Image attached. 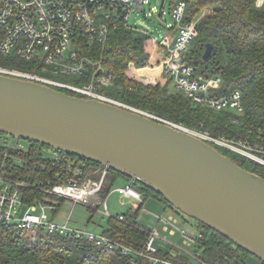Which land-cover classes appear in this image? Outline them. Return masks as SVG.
<instances>
[{"label":"trees","instance_id":"trees-1","mask_svg":"<svg viewBox=\"0 0 264 264\" xmlns=\"http://www.w3.org/2000/svg\"><path fill=\"white\" fill-rule=\"evenodd\" d=\"M185 1L187 8L184 23L200 18L196 24L198 32L186 54V60L196 64L198 73L202 76L222 78L220 89L212 90L213 94L222 96L233 90L242 92L245 109L239 118L241 124L231 123L233 113L229 110L218 111L204 105H195L183 92H173L170 88L172 81L166 76L158 85H147L128 77L127 72L131 69L150 65L153 48L152 35H147L136 28H129L124 19L113 22L110 37L104 48V62L113 72L116 84L105 86L102 93L166 120L194 128L204 127L216 136H231L264 144V133L258 132V129L264 132V5L260 7L258 0ZM210 42L213 49L208 60H204L206 45ZM95 49L99 50L100 47ZM0 67L27 72L37 70L39 66L33 65L31 61H24L17 56L9 57L0 52ZM62 90L71 95H79L66 89ZM26 141L30 143L27 150L0 147V172L30 183L37 181L46 183L48 180L57 183L73 174V171H68L67 168L69 158L73 160V168L80 164L81 180L101 177L104 166L96 161L67 152L68 158L57 160L44 155L43 149L52 147L32 140ZM215 147L243 168L264 177V164L221 146ZM107 170V177L112 173L113 180L107 183L106 177L104 181L101 191V197L104 199L112 191L113 181L118 176L124 177L128 183L133 181L129 176L116 170L111 168ZM135 184L141 190L142 197L143 194H150L178 211L154 189L140 182ZM28 196L43 202L59 203L58 208L53 211L54 217L58 216L66 202L65 198L46 195L39 189H29ZM141 208V204L136 209L128 208L122 213L124 219H120L119 214L109 216L107 226L103 230L104 234L122 245L143 250L148 238V229L138 222ZM192 219L194 222L190 224L204 232L202 257L208 263L245 264L247 256L251 255L247 250H243L203 222ZM147 262L142 256L124 254L118 249L96 245L86 238L63 236L42 227L29 230L19 226H0V264H147Z\"/></svg>","mask_w":264,"mask_h":264},{"label":"built area","instance_id":"built-area-1","mask_svg":"<svg viewBox=\"0 0 264 264\" xmlns=\"http://www.w3.org/2000/svg\"><path fill=\"white\" fill-rule=\"evenodd\" d=\"M165 1L163 5L161 3L159 11L155 9L160 17L164 15ZM146 2L147 0H0V52L9 57L17 56L24 61H31L33 65L40 67L39 73L7 70L1 67L0 71L47 83L59 90L66 89L84 97L106 99L118 105L132 107L102 93L105 86L116 84L113 72L104 62V48L114 21L124 19L129 28L139 29L128 24L129 17L134 11H143L146 16L144 9ZM263 3L264 0H258L260 7ZM172 4L175 22L166 26L168 33L162 39L158 40L151 32L139 29L147 35H152L153 51L150 65L131 69V73L128 72L130 77L141 79L142 76H147L145 73L147 69H150V72L156 70L154 74L171 79L172 86L178 92H183L193 104L204 105L218 111L229 110L233 113L231 123L241 124L239 118L245 109L242 92L233 90L227 95L213 94L212 90L220 89L222 78L220 76L206 78L198 73L196 64L186 60V54L198 32L196 24L200 18L184 23L187 1L175 0ZM61 78H77L81 81L65 83ZM184 128L211 145L235 151L264 164L263 143H252L248 139L242 140L231 136H216L210 134L208 130ZM258 132L264 133L262 129H258ZM14 140V146L21 147L19 138L15 137ZM49 153L57 160L68 158L63 150L51 148ZM72 161L68 158L67 168L68 171H73V174L57 183L51 180L46 183L38 181L30 183L23 179H15L1 171L0 226H19L29 230L42 227L63 236L86 238L99 246L118 249L135 257L142 256L148 261L147 264H210L202 257L204 232L190 223L180 225L181 220L175 215L165 216L148 212L157 218L164 234L157 226L148 229L145 248L140 251L122 245L104 233L97 234L95 231L89 232L84 228L75 227L71 225L70 219L63 222L56 220L51 214L58 208L59 203L31 199L28 196L29 189H39L46 195L65 198L72 201L75 206L81 203L91 210L101 208L103 215L112 216L109 215L107 197L105 199L101 197L108 167L102 169L99 179L92 177L81 180L80 164L73 168ZM116 192L144 201L141 190L134 181L116 189ZM119 215L120 219H124V215ZM186 218L188 217L182 218V221L187 222ZM166 232L172 236L179 235L181 244L174 238H169ZM157 240L168 244L170 249L164 251L155 244Z\"/></svg>","mask_w":264,"mask_h":264},{"label":"water","instance_id":"water-1","mask_svg":"<svg viewBox=\"0 0 264 264\" xmlns=\"http://www.w3.org/2000/svg\"><path fill=\"white\" fill-rule=\"evenodd\" d=\"M0 133L125 174L264 262V177L177 123L0 71Z\"/></svg>","mask_w":264,"mask_h":264},{"label":"rangeland","instance_id":"rangeland-1","mask_svg":"<svg viewBox=\"0 0 264 264\" xmlns=\"http://www.w3.org/2000/svg\"><path fill=\"white\" fill-rule=\"evenodd\" d=\"M161 0H147V2L144 5V9H145V14L143 13V11H134L131 15H130V19H129V25L131 27H138L139 29H144L147 30L148 32H151L152 35L154 37H156L158 40L162 39L164 37L165 34H167V30H166V26L169 24H174L175 19L172 16V9L174 7V5L172 4V2L170 0H166L165 4H164V15L162 17L159 16L158 12L160 10V6H161ZM264 5V4H263ZM7 56V55H6ZM3 69H7V70H11L9 68H4L1 67ZM155 69V68H153ZM18 70V69H16ZM40 67H37V70H29L27 71V73L32 72H38L39 73ZM21 71V70H18ZM23 72V71H21ZM26 72V71H24ZM155 71L150 72V69H147L145 71V73L147 74V76H142L141 79L139 78H134L137 79L139 81H142L143 83L147 84V85H158L162 78L158 76V74H154ZM131 73V72H130ZM150 73V74H149ZM128 77H130L129 73L127 72ZM132 75H134V72L132 73ZM132 78V77H130ZM169 79V78H168ZM61 80H63V82L65 83H75V82H79L81 81L80 79L77 78H61ZM172 89L173 92H177L179 93L173 86L170 87ZM105 95V94H104ZM108 96V95H107ZM113 98V97H112ZM117 100V99H116ZM120 101V100H118ZM137 108V107H136ZM140 109V108H139ZM142 110V109H141ZM145 111V110H143ZM148 113H152L149 111H146ZM153 114V113H152ZM156 115V114H154ZM163 118V117H162ZM174 122V121H172ZM177 123V122H174ZM181 126L187 127V128H191V129H199V130H203L206 131L208 129H204L201 127H190L186 124H180L177 123ZM209 131V130H208ZM210 134H212L211 132H209ZM19 142L21 144L20 146H14L15 144V140L13 137L11 136H6L2 133H0V147L3 146L4 144L8 145L9 147L12 148H19V149H23V150H27L29 148L30 143L27 142L24 139H20L19 138ZM44 155L51 157L50 153H49V149H43ZM53 158H55L54 156H52ZM15 161H18L17 159H15ZM113 180V175L112 173H110V175L107 177V183H111ZM113 187H112V191L108 194L107 196V200H108V205H109V215H116L119 213H123L124 211H126L128 208H132V209H136L139 204L142 205V208L139 211V218H138V222L145 227L146 229H150V228H154V226H157L158 229H160V231L164 234L163 229H161V225L159 224L157 218L151 214H149L148 212H152L154 214H164L165 216H169V215H175L179 220V224H185V223H192L194 222L192 218H190V216L186 215L185 213L182 214L179 213L178 211H176L175 209H173L170 205H166L163 201H161L160 199H156L155 197L153 198L150 194L145 195L143 194V198L145 200V202H141L140 200H135L133 198H129L126 197L125 195H121L118 192H116V189L118 188H123L126 185H128V181L121 176H118L117 179H115L113 181ZM101 209V208H100ZM100 209L96 210L93 209L91 210L90 208H88V206L83 205L81 203H78V205H74V203L72 201H69L66 199V202L63 205V208L61 209L60 213L58 214V216L54 217V214H51L52 217H54L56 220L58 221H67L70 219V223L71 225L75 226V227H81L84 228L86 231L89 232H96L97 234H103L104 233V229L107 226L108 223V218L109 216L103 215L100 211ZM184 217H188L187 222L182 221V218ZM166 235L169 236V238H174L178 243L181 244V239L179 237V235H174L172 236L171 234L169 235L168 232L165 233ZM155 244H157L158 246L162 247L164 251L169 250L170 247L168 244H163L160 241H156ZM245 264H264V262L260 261L257 257H254L253 255H248L246 258V262Z\"/></svg>","mask_w":264,"mask_h":264},{"label":"crops","instance_id":"crops-1","mask_svg":"<svg viewBox=\"0 0 264 264\" xmlns=\"http://www.w3.org/2000/svg\"><path fill=\"white\" fill-rule=\"evenodd\" d=\"M119 214H122V213H119ZM117 215V214H116Z\"/></svg>","mask_w":264,"mask_h":264},{"label":"bare ground","instance_id":"bare-ground-1","mask_svg":"<svg viewBox=\"0 0 264 264\" xmlns=\"http://www.w3.org/2000/svg\"><path fill=\"white\" fill-rule=\"evenodd\" d=\"M139 72H140V70H139Z\"/></svg>","mask_w":264,"mask_h":264}]
</instances>
